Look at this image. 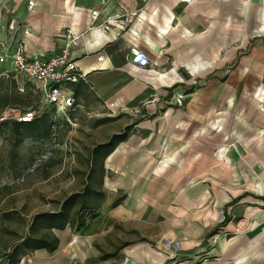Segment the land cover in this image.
Here are the masks:
<instances>
[{
    "label": "crops",
    "instance_id": "1",
    "mask_svg": "<svg viewBox=\"0 0 264 264\" xmlns=\"http://www.w3.org/2000/svg\"><path fill=\"white\" fill-rule=\"evenodd\" d=\"M92 9L98 22L118 12L137 14L103 31L89 28ZM240 13V0L237 8L236 0H0V40H10L2 27L11 20L22 24L28 31L18 30L12 46L23 39L28 57L56 54L64 28L81 34L72 57L85 80L72 86L71 116L81 144L77 157L91 164L76 173L100 171L102 187L88 185L109 193L101 205L90 198L96 216L86 217L88 228L77 235L54 230L55 251L37 249L19 264H71V255L81 257L74 251L83 241L78 236L96 235L101 215L110 233L119 223L143 221L148 210L169 224L165 237L176 254L204 253L192 264H264V85L253 57L242 52L244 37L235 27ZM130 47L150 65L135 66ZM235 62L234 70L222 71ZM127 126V138L102 159L97 146ZM117 191L123 199L113 206ZM131 244L125 261L133 255L146 263L138 242L123 241L107 254L126 256ZM0 264H7L5 256Z\"/></svg>",
    "mask_w": 264,
    "mask_h": 264
},
{
    "label": "rangeland",
    "instance_id": "2",
    "mask_svg": "<svg viewBox=\"0 0 264 264\" xmlns=\"http://www.w3.org/2000/svg\"><path fill=\"white\" fill-rule=\"evenodd\" d=\"M240 5L241 13L235 16L236 32L241 30L244 37L242 52L253 57V64L259 73L256 75L257 81L264 85V43L260 41V38H264V0H240ZM235 68L236 62L227 64L222 71ZM195 85L197 87V83ZM5 100L7 103L4 105ZM6 108L47 111L43 109L36 84L13 74L7 64L0 63V111ZM56 115L61 120L62 114ZM75 129L76 126L71 127L63 122L51 123L48 134L44 136L30 134L23 128L16 133L11 125L0 127V258L9 253L22 238L31 235L30 226L35 214L58 210L68 194L85 181L91 187H102L104 181L100 171L95 169L88 174L76 173L77 166L86 171L90 169L91 163L90 158L77 157V149L81 144L75 138ZM29 168L33 170L29 171ZM108 177L113 178V182L118 179V176ZM121 195L122 191L115 194L117 198ZM108 196L105 191L95 202L101 205ZM76 209L77 206L72 209L71 219L75 218ZM90 213L89 210L80 212L88 220ZM149 215L150 210L139 223H119L110 233L109 220L101 215L100 222L93 227L96 235L87 238L78 236L77 239L83 241L74 251H80L81 257L71 255V264H159L165 256H169L165 264H192L191 260L197 262L206 257L201 252L193 255L192 259H187L186 254H176L174 241L165 237L170 227L165 218ZM134 226L142 231L141 236ZM65 229L79 234L73 230L74 227L72 230L69 227ZM41 232L43 230L37 229L32 234L39 235ZM141 238L146 241L139 242ZM123 241L140 243L145 248L141 256L146 263L138 261L133 255L129 256L128 262L125 261L128 254H132L134 244L123 249L126 256L119 251L114 257L103 258ZM132 259H136V263Z\"/></svg>",
    "mask_w": 264,
    "mask_h": 264
},
{
    "label": "built area",
    "instance_id": "3",
    "mask_svg": "<svg viewBox=\"0 0 264 264\" xmlns=\"http://www.w3.org/2000/svg\"><path fill=\"white\" fill-rule=\"evenodd\" d=\"M32 7L33 2L29 1L27 8L31 9ZM136 14V11L118 12L113 18L98 22L99 11L92 9L89 28H100L107 31L109 29L108 23L113 21L122 25L129 24ZM2 29L8 30L11 33V38L9 41L0 40V63L8 64L13 74L23 76L28 81L34 82L39 91L43 109L51 108L54 117L58 120L60 119L57 118L56 113H61L62 121L68 126L74 127L76 120L71 116L75 103L72 86L80 80H85V76L76 66L72 51L78 46L81 34H75L70 28H64L59 36V48L56 54L46 57H28L25 54L23 39L17 40L12 46L13 35L18 30H22L25 34L28 29L13 20L7 26H3ZM129 52L132 55L131 61L135 66L149 64V61L141 56L138 48L130 47ZM176 104L179 107L182 106L181 97L176 98ZM43 111H22L17 108H6L0 112V127L14 121L30 122ZM28 170L32 171L33 168Z\"/></svg>",
    "mask_w": 264,
    "mask_h": 264
},
{
    "label": "trees",
    "instance_id": "4",
    "mask_svg": "<svg viewBox=\"0 0 264 264\" xmlns=\"http://www.w3.org/2000/svg\"><path fill=\"white\" fill-rule=\"evenodd\" d=\"M6 103L7 101L5 100L4 105ZM56 122H58V119L54 117L53 110L50 112L44 110L39 116L35 117L30 122L14 121L11 124H3V126L11 125L13 131L16 133H18L20 129L23 128L30 134L46 136L49 132L51 123L54 124ZM129 131L130 127H125L123 131L112 135L108 142L97 146L95 150L103 149V159L104 157L109 155V153L117 144L127 138ZM93 195L98 197L103 196V193L95 192L90 188L88 183H86L82 192H75L70 194L61 203L58 210L35 214L32 218V223L30 226L31 235L22 238V240L18 244L11 248L9 253L4 254V256L7 258V264H18L23 256L29 255L37 249H45L48 252L55 251L58 247L59 239L54 234V230H64L66 227H69L72 230V228L74 227L73 230L79 231L82 228H88L89 224L86 225V217L82 216L80 212L89 210L91 212L89 215L90 219L96 216V214L94 213L95 208H93L89 202L90 198ZM122 199L123 197L117 198L112 203V205H117ZM75 206H77L78 209H76V211L74 212L75 218L71 219V212ZM225 221L226 217L224 216L222 223H224ZM37 229H41L43 230V232H41V234L39 235H33L32 232L36 231ZM112 256L113 254H106L103 256V258L106 259Z\"/></svg>",
    "mask_w": 264,
    "mask_h": 264
}]
</instances>
